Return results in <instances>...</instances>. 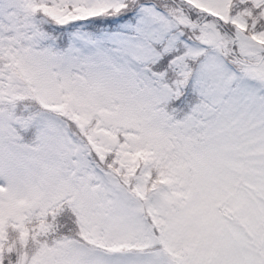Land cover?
<instances>
[{"label":"snow or ice","instance_id":"1","mask_svg":"<svg viewBox=\"0 0 264 264\" xmlns=\"http://www.w3.org/2000/svg\"><path fill=\"white\" fill-rule=\"evenodd\" d=\"M0 264H264V0H0Z\"/></svg>","mask_w":264,"mask_h":264}]
</instances>
